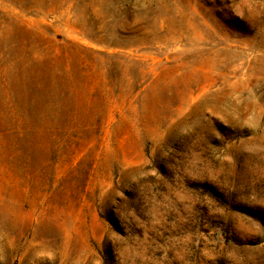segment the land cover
<instances>
[{
	"label": "rangeland",
	"instance_id": "rangeland-1",
	"mask_svg": "<svg viewBox=\"0 0 264 264\" xmlns=\"http://www.w3.org/2000/svg\"><path fill=\"white\" fill-rule=\"evenodd\" d=\"M0 264H264V0H0Z\"/></svg>",
	"mask_w": 264,
	"mask_h": 264
}]
</instances>
